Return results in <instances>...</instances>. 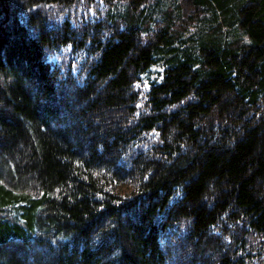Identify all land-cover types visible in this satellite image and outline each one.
I'll return each mask as SVG.
<instances>
[{
	"label": "trees",
	"instance_id": "16d2710c",
	"mask_svg": "<svg viewBox=\"0 0 264 264\" xmlns=\"http://www.w3.org/2000/svg\"><path fill=\"white\" fill-rule=\"evenodd\" d=\"M0 264H264V0H0Z\"/></svg>",
	"mask_w": 264,
	"mask_h": 264
},
{
	"label": "rangeland",
	"instance_id": "374dc122",
	"mask_svg": "<svg viewBox=\"0 0 264 264\" xmlns=\"http://www.w3.org/2000/svg\"><path fill=\"white\" fill-rule=\"evenodd\" d=\"M110 114V118L113 116V114L112 113H109ZM40 256H42L43 257V255H42V252H40V254H39Z\"/></svg>",
	"mask_w": 264,
	"mask_h": 264
}]
</instances>
